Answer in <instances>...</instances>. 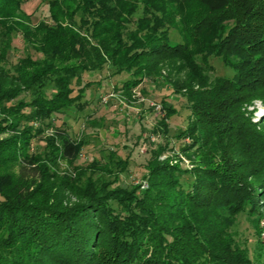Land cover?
<instances>
[{
  "label": "trees",
  "instance_id": "1",
  "mask_svg": "<svg viewBox=\"0 0 264 264\" xmlns=\"http://www.w3.org/2000/svg\"><path fill=\"white\" fill-rule=\"evenodd\" d=\"M21 1L0 0V264H251L229 229L264 207V115L250 109L264 105V0H143L134 28L139 0H51L52 22L37 24ZM18 33L41 57L10 60ZM213 55L233 76H211ZM105 69L128 75L115 91L151 80L187 99L178 151L167 139L177 109L162 104L153 132L167 140L146 187L124 184L129 162L115 151L77 164L85 142L62 127L65 111L92 105L90 74Z\"/></svg>",
  "mask_w": 264,
  "mask_h": 264
},
{
  "label": "rangeland",
  "instance_id": "2",
  "mask_svg": "<svg viewBox=\"0 0 264 264\" xmlns=\"http://www.w3.org/2000/svg\"><path fill=\"white\" fill-rule=\"evenodd\" d=\"M50 1L22 0L20 10L29 16L27 19L31 24H37L40 20L52 22L49 10ZM58 1L62 2L63 0ZM133 1L132 3H134ZM142 2L143 0L135 2L137 7L135 12L129 16L132 22L128 25L129 28H134L137 19L143 15ZM170 34L174 42L181 39L175 29H172ZM13 46V50L9 51L8 55L10 60L14 58V62L27 53L32 54L34 58L41 57L32 48L25 47L23 37L19 33L13 39ZM198 61L202 62V59L199 57ZM209 63L213 66L212 77L216 75L231 77L235 72L220 56H211ZM90 75L98 81L86 91V96L94 99L92 105L83 110L72 107L63 113L66 123L62 127L75 140L81 139L85 142L83 153L76 163L87 165L93 158L104 160L103 156L110 151H115L119 157L127 159L129 162L127 170L121 174L124 184L128 186L141 184V188L146 187L148 185L144 180L146 164L151 157V150L156 147V144H164L168 139L169 147H173V151H178L180 148L182 140L178 138V135L187 127L190 115L187 99L182 94H175L171 87H158L151 80H145L137 88H134L131 95L115 91L114 86L120 88L119 85L128 75L113 76L109 69H105L102 75L100 73ZM163 103L172 104L177 109L176 113L168 118L167 139L161 133L153 132L157 122L164 115ZM250 109H253L254 120H259L264 115V105L258 100ZM61 121L59 119L57 124L61 125ZM52 134L53 130L49 128L44 136ZM36 144L42 145L44 148L45 140H35L34 148ZM173 154L171 149L167 150L160 156V159L164 160ZM189 164V160H184L182 166L187 167ZM74 165L73 161L61 160L58 172L64 176H72L76 172ZM27 170L30 174L34 172L29 168ZM187 179L190 178L187 177ZM64 195L68 201H75L73 194L67 190ZM260 210L261 214L256 217H251L248 212H242L229 229L240 245L248 248L251 264H264V207ZM51 264H57V262L52 260Z\"/></svg>",
  "mask_w": 264,
  "mask_h": 264
}]
</instances>
